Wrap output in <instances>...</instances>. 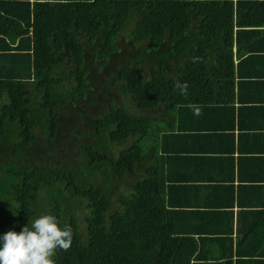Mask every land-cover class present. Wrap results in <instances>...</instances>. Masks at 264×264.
I'll return each instance as SVG.
<instances>
[{
	"label": "trees",
	"instance_id": "1",
	"mask_svg": "<svg viewBox=\"0 0 264 264\" xmlns=\"http://www.w3.org/2000/svg\"><path fill=\"white\" fill-rule=\"evenodd\" d=\"M261 27L264 0H0V237L53 215L54 264H264Z\"/></svg>",
	"mask_w": 264,
	"mask_h": 264
},
{
	"label": "clouds",
	"instance_id": "2",
	"mask_svg": "<svg viewBox=\"0 0 264 264\" xmlns=\"http://www.w3.org/2000/svg\"><path fill=\"white\" fill-rule=\"evenodd\" d=\"M197 58H193V62ZM180 95H187L189 85L177 82L174 85ZM194 115H200L196 105H189ZM0 264H54L56 250L68 251L73 241V230L65 224L58 226L53 215H41L23 227L20 233L8 231L0 237Z\"/></svg>",
	"mask_w": 264,
	"mask_h": 264
},
{
	"label": "crops",
	"instance_id": "3",
	"mask_svg": "<svg viewBox=\"0 0 264 264\" xmlns=\"http://www.w3.org/2000/svg\"><path fill=\"white\" fill-rule=\"evenodd\" d=\"M30 1V0H29ZM260 31H264V28L263 27H261V28H258ZM263 55V54H262ZM258 69V68H257ZM246 106H253L254 108L256 107V106H258V103H251L250 105H246ZM233 107H235V105L233 106ZM261 109L258 111V110H255V109H253V113H245L244 112V114L243 115H245V117H247V119H251V120H253V121H262V122H264V103H261ZM201 115H199V117H200ZM184 128H188L189 130H190V128H191V130H193V124L191 123V122H189V121H185L184 122ZM189 130H187V129H185V132H186V134L188 135L189 133H191V135H193L194 134V131H189ZM184 132V133H185ZM236 133H237V130H235V131H233V141H234V143H233V148H234V151H233V154H232V161L234 162V163H236V150H235V135H236ZM191 140H196V139H194V137H190V139H187V138H181V140H180V142H182L183 141V149L184 150H190V148H192V146H190V141ZM196 143V142H195ZM194 148H195V144H194ZM196 149H197V145H196ZM244 149L241 147V151L240 152H242V153H244V154H248V152H245V151H243ZM197 155H201V153L200 152H198V151H196V152H194V153H192V156H197ZM180 156H183V155H180ZM241 156H242V154H241ZM249 158H253V157H249ZM181 162V161H180ZM179 164V163H178ZM178 166V165H177ZM176 166V167H177ZM235 210V209H234Z\"/></svg>",
	"mask_w": 264,
	"mask_h": 264
},
{
	"label": "rangeland",
	"instance_id": "4",
	"mask_svg": "<svg viewBox=\"0 0 264 264\" xmlns=\"http://www.w3.org/2000/svg\"><path fill=\"white\" fill-rule=\"evenodd\" d=\"M122 100H123L122 96H119V106L123 105ZM123 107H125V106L123 105ZM60 111L62 112V113H60L61 115H63L65 113V111H62V110H60ZM128 143L129 142H126V143H124V144H122L120 146H111L109 148L112 150L113 153H116L119 148H124Z\"/></svg>",
	"mask_w": 264,
	"mask_h": 264
}]
</instances>
